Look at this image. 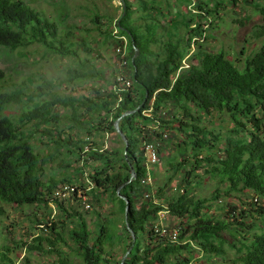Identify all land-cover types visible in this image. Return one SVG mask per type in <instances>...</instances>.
Segmentation results:
<instances>
[{
  "label": "trees",
  "instance_id": "1",
  "mask_svg": "<svg viewBox=\"0 0 264 264\" xmlns=\"http://www.w3.org/2000/svg\"><path fill=\"white\" fill-rule=\"evenodd\" d=\"M181 1L173 0V15L168 11L164 22L157 19L146 24L156 30L149 39L140 36L126 19L135 12L132 2L121 0V13L110 21V32L116 49L123 47L118 37L126 39L123 60L130 71L131 86L123 90L116 82V52L112 68L98 66L99 55H91L84 45L80 50L84 57H80L75 44L57 39L56 25L23 0H0V47L5 49L0 51V219L6 216L5 206L44 203L49 207L51 203L59 211L57 220L37 218L34 223L30 219L41 230L17 248L24 249L25 264L29 262L25 252L53 255V264H120L129 249L123 264H187L194 253L207 261L212 256L220 257V264L226 260L225 264H264V0H228L225 6L212 0ZM191 4L198 12L188 16L184 6ZM241 4L250 5L260 16L254 36L256 40L263 38L262 46L243 60H231L222 51L205 50L204 23L214 29L223 15H242ZM137 14L139 26L142 18ZM97 18L92 21L100 24ZM251 19L250 14H243L235 23L242 27ZM166 24H170L168 29ZM32 44L42 46L46 55L70 59L72 65L65 69L62 80L39 79L30 94H25L24 83L7 88L2 53L20 51L24 56L23 50ZM192 44L196 46L193 52ZM244 54L240 52V56ZM186 57L188 67L181 69ZM27 81L34 82L30 78ZM86 83L91 85L83 94L68 93L71 86ZM62 86L63 94L58 91ZM152 99L153 116L147 118L142 112ZM13 106H22L20 115L8 113ZM126 112L131 114L120 120L119 128L128 141L127 149L114 128L115 121ZM150 124H158L170 138L171 132L180 136L182 143L176 148L186 146L189 151L168 178L171 181L175 174L182 176L174 188L177 193L165 198L159 187L152 200L142 198L137 207L135 201L142 197L139 179L145 172L139 132L141 126ZM105 133L114 134L122 148L117 143L102 150L95 141H87L90 136ZM31 135H38L40 141L49 139L52 153L44 157L39 154ZM60 156L63 178L43 182V165ZM131 170L136 177L128 184ZM198 170H202V177L216 183L210 198H195L189 193L192 179H202L195 174ZM83 172L95 185L89 211L83 210L75 194L66 201L53 197L58 183H75ZM121 196L128 200L126 220L135 235L134 242L125 224ZM231 197L238 204L223 202ZM103 200L114 207L105 224L98 212ZM214 205L221 217L210 213ZM162 210L180 223L176 242L149 227ZM66 220L71 226L67 233ZM115 220L117 227L122 224L125 241L119 228L116 242L107 239L110 223ZM119 242L123 254L114 262L111 250ZM63 246L70 252H64Z\"/></svg>",
  "mask_w": 264,
  "mask_h": 264
},
{
  "label": "rangeland",
  "instance_id": "2",
  "mask_svg": "<svg viewBox=\"0 0 264 264\" xmlns=\"http://www.w3.org/2000/svg\"><path fill=\"white\" fill-rule=\"evenodd\" d=\"M132 2L133 7L135 8L134 13H129L128 18L131 22V26L138 31V34L146 38H151L153 35V31L155 28H148L146 24L155 23L157 19H160L162 22L165 21L164 17L168 11H171L173 15V11L171 6L173 4V0H130ZM205 1V0H204ZM211 1V0H207ZM217 2H221L223 6H225L228 0H212ZM23 2L37 11L38 13L45 16L49 21L53 22L56 25L57 30V39L59 40H70L75 44V50H78V54L80 57H84V53L82 50L83 46L86 45L88 47V52H91V55L97 54L100 56L98 58V66H109L112 68L114 65L115 59V40L111 36L110 29H112V25L110 24L111 20L118 18L121 13V0H23ZM184 4L188 3V0L181 1ZM196 2V0H195ZM242 5V4H241ZM146 7V10L144 9ZM243 14H250L251 20L246 22L244 26L239 27L235 21L238 18L242 17L243 14H238V16L227 14L223 15L222 20L215 24V28L211 29L208 26V23H204L203 30H205L206 35L203 44L205 50L209 52H224L227 57L231 60L241 59L243 60L244 56L254 53L257 51L263 44V38L257 39L254 36L255 26L261 22L260 16L256 15L253 11V8L250 5H242ZM187 10L186 14L188 16L193 15L195 12V7L192 4L189 6H184ZM240 8V7H239ZM238 9H235L236 13ZM228 11V10H227ZM141 15V18L138 22H140L139 26H136V21L138 20V14ZM98 17V18H97ZM96 18L101 22L100 24H95L92 20H96ZM166 18V17H165ZM168 19V18H166ZM167 21V20H166ZM115 22V21H114ZM113 22V23H114ZM170 25V24H169ZM169 25L166 24V28H169ZM115 26V23L113 24ZM143 26H146L142 28ZM142 28V30L140 29ZM153 29V30H150ZM116 33V31H115ZM158 31L154 34L157 35ZM114 35V32L112 33ZM150 41V40H149ZM155 46V45H153ZM156 47V46H155ZM195 44H192L191 51L195 50ZM5 50L0 47V51ZM45 49L39 44H32L28 46L25 50H23V55L19 54L20 51L8 52L5 51L2 53L1 57V67L4 69L6 73V87L9 88L11 84H25L27 89H25V94H30L35 91V86L37 83H40L39 79L43 80H62L65 75V69L68 66L72 65L70 59L61 58L60 56H49L45 54ZM244 51V55L240 56V52ZM86 56V55H85ZM189 64L188 57H186L182 65L187 66ZM112 66V67H111ZM108 74V73H107ZM33 79L34 82L31 84L27 81V79ZM91 83H86L83 86H71V90L68 93H73L75 95H81L85 92V89L90 87ZM64 87H60L58 89L59 93L63 94ZM67 92V91H66ZM59 111V109H57ZM22 112V106H13L8 113L13 114L15 116L20 115ZM26 132L30 133V127L26 126ZM71 132L69 131V134ZM97 136L94 141L101 147L102 135ZM108 146H114L117 144V138L114 134L108 135ZM40 137L38 135H31V143L35 144L37 152L41 154L43 157L46 154L52 153V144L51 141L47 138L40 141ZM167 145L164 143L163 148L160 150V161L156 165H152L150 167V175L153 179H155L154 183V194L157 189L161 187L163 189L164 197H170L175 195L177 192L174 188L178 187V182L181 179V175H174L171 181H168V178L173 176L174 167L181 159V156H184L186 150L189 151V148L186 149V146H180L176 148V145L182 143V138L171 132V138L168 141ZM116 146V145H115ZM117 147L122 148L121 144L118 143ZM63 156H60L56 159L47 160L43 165V182H47L51 179L56 181H60L64 176L63 170ZM73 166V165H72ZM73 169V168H72ZM70 170V172L72 171ZM69 172V174H71ZM196 176H203L202 170H198L195 172ZM193 186L190 188L189 193L193 195L195 198H210L212 193L215 190L214 181H212L209 177H202L201 180L192 179ZM62 184L58 183V189ZM182 185V183H181ZM134 192H138V186L134 185ZM221 189V187H220ZM54 197V195H53ZM55 198V197H54ZM156 198V196H155ZM57 199V198H56ZM168 199V198H167ZM142 201V197L140 196L136 199V206L139 207ZM166 200L161 203L166 205ZM225 203H235L238 204L236 198H225L223 199ZM102 208L99 210V207H95L93 205V209H98L101 214V218L104 224L107 222L106 219L110 218L111 211L114 210V207L109 202L103 200ZM221 204L220 202H215V204ZM240 204V202H239ZM49 207L45 206L44 203L30 206H5L7 211L6 216L0 219V253H4L6 258L0 254V264H9V261L12 260L14 264H25L24 261V249H17L21 247L25 241H28V237H31V234H35L38 229L37 223L38 219H58L59 211L55 204L49 203ZM112 207V208H111ZM84 210V209H83ZM213 210V211H212ZM210 213H214L216 216L221 217V211L214 205L213 209ZM89 211V210H84ZM32 213L37 214V217H32ZM35 218V220H34ZM30 219L34 222L31 223ZM105 220V221H104ZM87 221L89 218L87 217ZM168 221V220H167ZM164 222V225L168 229H172L173 227L179 226L180 223L175 222L176 220H171L168 222ZM91 222V221H90ZM158 218H155L149 224L156 225L158 224ZM178 223V224H177ZM65 224V232L71 228L69 222L66 220ZM93 225V222L91 223ZM119 233L124 238H126L122 234V224L120 223L117 227L116 220L112 221L109 226V235L107 239L112 242H116L118 239V229ZM94 231L95 227H91ZM67 237L68 239V235ZM144 244V241H142ZM71 244L70 242H68ZM22 248V247H21ZM62 250L66 253L70 252L68 247H62ZM114 255V262H117L123 254V246L122 243L119 242L117 245L112 247L111 250ZM10 252V253H9ZM26 253L28 256V264H53V255H42L38 253ZM196 253H194L195 255ZM230 254L233 253L230 251ZM193 255V257H194ZM192 257V258H193ZM232 257V256H231ZM191 258V259H192ZM211 261H207L205 256H201L200 261L203 264H220V257H211ZM7 259V261H5ZM4 260V262H3ZM223 263H228V260Z\"/></svg>",
  "mask_w": 264,
  "mask_h": 264
},
{
  "label": "built area",
  "instance_id": "3",
  "mask_svg": "<svg viewBox=\"0 0 264 264\" xmlns=\"http://www.w3.org/2000/svg\"><path fill=\"white\" fill-rule=\"evenodd\" d=\"M114 34L115 31H114ZM118 39L122 41L123 47L126 44V39L122 36H119ZM118 47L116 49V54L119 55L117 59L116 66L118 68V73L116 75V82L121 89H127L131 86V79H130V71L129 68L126 66V62L124 59V48ZM188 66H182L181 69L187 68ZM152 103L153 99L151 100L150 104L148 105V109L143 110L142 114L147 117L151 118L153 115L152 110ZM109 134L105 133L102 135V139L100 138L102 145V150L109 149L108 146V139ZM139 138L141 140V150L142 156L145 160V172L139 179V186L141 189L142 198L144 201L152 200L154 194V180L150 175V167L152 165H156L159 163V149L163 146V143L168 141L170 138V134L167 132H163L159 129L158 124H150L148 126H141L139 132ZM95 135L90 136L87 141H94ZM90 144L89 146H92ZM87 150V148H86ZM83 162H79L80 166ZM95 189L94 183L92 180L87 176V173L83 172V174L79 177V180L75 183H64L54 192V197L57 198L59 201H66L70 200L72 195H76L80 199V204L84 210H91V194L92 191ZM158 224L153 225L150 224L149 227H152L154 231L158 232L160 236L167 237L173 242L177 241L178 238V227H173L172 229H168L164 222L167 220L170 221V216L167 211H159L157 213ZM172 220V219H171ZM167 221V222H168ZM201 256L195 255L194 258L189 261L187 264H203L200 260H198Z\"/></svg>",
  "mask_w": 264,
  "mask_h": 264
},
{
  "label": "water",
  "instance_id": "4",
  "mask_svg": "<svg viewBox=\"0 0 264 264\" xmlns=\"http://www.w3.org/2000/svg\"><path fill=\"white\" fill-rule=\"evenodd\" d=\"M139 54L138 50L136 49L135 50V56H137ZM129 114H131V112H126L125 114H123L118 120L115 121V124H114V128H115V131L116 133L121 137L122 141L124 142L125 144V149H127V146H128V141L126 139V137L124 136V134L120 131V128H119V122L120 120L125 117V116H128ZM136 175L134 173L133 170H131V175H130V178L128 180V184L131 183L134 179H135ZM124 203H125V211H124V216H125V224L127 226V230L129 231L130 235H131V238H132V241L134 242L135 241V235L134 233L132 232V230L128 227V223H127V212H128V208H129V205H128V200L121 196L120 197ZM131 252V249H129L125 254L124 256L122 257V260H121V263L120 264H123V262L125 261L127 255Z\"/></svg>",
  "mask_w": 264,
  "mask_h": 264
},
{
  "label": "crops",
  "instance_id": "5",
  "mask_svg": "<svg viewBox=\"0 0 264 264\" xmlns=\"http://www.w3.org/2000/svg\"><path fill=\"white\" fill-rule=\"evenodd\" d=\"M130 1V0H129Z\"/></svg>",
  "mask_w": 264,
  "mask_h": 264
}]
</instances>
